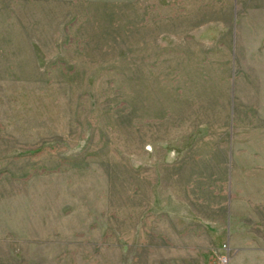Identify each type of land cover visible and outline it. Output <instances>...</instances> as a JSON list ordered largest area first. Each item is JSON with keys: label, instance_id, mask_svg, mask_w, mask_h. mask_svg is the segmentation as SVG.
Listing matches in <instances>:
<instances>
[{"label": "rangeland", "instance_id": "rangeland-1", "mask_svg": "<svg viewBox=\"0 0 264 264\" xmlns=\"http://www.w3.org/2000/svg\"><path fill=\"white\" fill-rule=\"evenodd\" d=\"M0 264H264V0H0Z\"/></svg>", "mask_w": 264, "mask_h": 264}]
</instances>
